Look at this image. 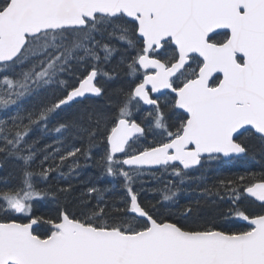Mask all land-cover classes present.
<instances>
[{
  "label": "snow or ice",
  "instance_id": "1",
  "mask_svg": "<svg viewBox=\"0 0 264 264\" xmlns=\"http://www.w3.org/2000/svg\"><path fill=\"white\" fill-rule=\"evenodd\" d=\"M117 51L120 60L109 71L104 65ZM117 68L126 69L129 87L113 90L124 97L115 116L95 101L68 112L103 97L98 77L113 80ZM68 76L75 78L71 86ZM140 102L154 106L147 129L130 118ZM0 113V153L21 162L17 185L0 181V264H264V213L229 207L200 214L202 201L223 199L221 189L236 205L234 181L215 191L205 186L197 207L185 205L172 220L145 209L131 187L147 174L144 166L170 170L183 184L205 155L244 156L253 140L264 152V0H0ZM60 113L67 115L54 129L56 143L67 134L86 139L87 147L48 151L51 145L29 141L34 128L47 131ZM149 132L148 146L130 154ZM95 148L102 150L95 160L101 178L123 177L129 199L113 206L122 215L110 214L96 187L88 189L96 204L82 202L80 217L61 208L54 217L32 214V202L50 195L37 184L54 172L70 181L80 157L92 160ZM70 190L71 183L60 189ZM244 191L264 208V182ZM161 195L173 201L177 191ZM234 218L246 225L236 227Z\"/></svg>",
  "mask_w": 264,
  "mask_h": 264
},
{
  "label": "trees",
  "instance_id": "2",
  "mask_svg": "<svg viewBox=\"0 0 264 264\" xmlns=\"http://www.w3.org/2000/svg\"><path fill=\"white\" fill-rule=\"evenodd\" d=\"M112 43L116 44L118 48L122 45L113 40ZM102 56L103 53H100ZM121 52L117 51L113 54L111 62L104 65V67L112 71V69L117 65L120 60ZM126 69L117 68L116 76L113 80H107L104 77H98L101 82V86L105 88V95L100 98H92L89 100H84L82 104L76 105L74 108L68 109V112H74L77 108H84L88 106L90 101H95L97 106L104 107L109 114L115 116L116 105L124 99L122 95H116L114 89L118 87H123L125 90L129 87L128 80L129 77L125 74ZM69 81V85L75 83V78L72 76L66 77ZM50 99L53 97H49ZM164 103V102H163ZM162 103V105H163ZM149 111H142L140 113H133L130 117L137 123L143 125L146 129L151 121V117L148 115ZM167 115V110L165 112ZM3 115V113H0ZM66 113H60V115L53 114L50 118L47 131L41 132L40 129L34 128L29 134V141L39 139L37 148L43 149L45 145H51L52 147L48 151H52L54 148L60 147L62 150L64 147H87L86 139L84 141L80 139H74L71 136L65 134L63 137V143L57 144L59 134H57L54 129L59 126L61 122L64 121ZM169 123H172L170 120ZM158 131V130H154ZM156 140L160 137L155 136ZM153 140V133L149 132L147 134V139L143 143L137 142L132 144L129 149V153L132 154L134 151H141L145 146H148V142ZM94 153L93 159L85 162L83 157H80L79 163L81 167L77 170V174H74L70 181L59 176L58 172L52 173V179L47 183L39 182L38 187L46 188L50 193L48 199L33 201L32 214L34 215H47L55 216L57 208L66 209L67 212L72 215L75 214L77 217L81 216V212L84 208V203L95 205L97 202V193L89 194L88 189L91 187H96L101 190V195L104 197V203L111 215H122V213L113 210V206L123 208L125 207L123 201L129 199L127 196V190L124 187L123 177H107L101 178L100 170L95 166V160L98 159L102 150L100 148H95L92 150ZM40 159H42V154H38L37 160L33 167L39 164ZM76 158H70L65 162V166L62 171L68 172V165L71 160ZM59 163V161H57ZM20 161L15 160L11 157H5L4 153H0V181L5 179L8 180L10 185H17L19 183V170L17 166ZM147 173L144 176H136L131 184V187L136 191L138 195L139 203L147 210L153 213L157 218H167L172 220L176 218L180 211L183 210L185 205L192 203L195 208L197 205L194 203L196 198L199 196L200 192L203 191L205 186L220 188V182L224 181H234V187L237 188L241 194L240 199L237 201L236 205L232 204L229 196L224 193L221 189L220 196L212 197L210 199L215 200V203L205 204L203 201L200 204L201 215H212L214 211H226L229 207H238L239 210L244 211L246 214H258L264 213V208L260 207V204L254 202L253 200L247 198L243 191L245 187L251 184L264 181V152L261 151V146L258 141H250L249 152L240 158H234L229 161H224L221 158L215 160L205 159L201 165L189 172L190 179H186L183 184H179V178L173 176L170 172L163 171L162 168L158 170H140ZM12 175H9V174ZM155 173V176L151 175ZM240 176H244L243 181L239 180ZM38 180V178H36ZM168 181H172V184H168ZM69 183H71V190L68 193L61 192L60 189L68 188ZM177 185L179 188L177 189ZM166 188H171L173 191H177V195L173 201H163L161 192ZM55 193L59 196V201L54 202L51 194ZM84 202V203H82ZM131 215V214H130ZM13 217L17 220H26V217L22 214H13ZM3 213H0V219H3ZM232 223L236 227H243L246 225L245 221H240L238 219H233Z\"/></svg>",
  "mask_w": 264,
  "mask_h": 264
},
{
  "label": "water",
  "instance_id": "3",
  "mask_svg": "<svg viewBox=\"0 0 264 264\" xmlns=\"http://www.w3.org/2000/svg\"><path fill=\"white\" fill-rule=\"evenodd\" d=\"M82 99V98H81ZM143 103V102H142ZM145 107H149L150 105H145V104H143ZM207 156L205 155L204 157H202V158H206ZM224 160H229V159H231V158H234V157H237V156H233V157H229V158H225V157H223V156H221ZM240 157V156H239ZM198 166V165H197ZM197 166H195V167H197ZM126 168H129L130 166H125ZM132 168H135V166H131ZM194 167V168H195ZM157 168H159V166H152V167H149V166H144V167H142V169H157ZM245 192V191H244ZM245 194H246V196L247 197H249V198H251V199H253L254 201H256L257 203H260L261 204V202L260 201H257L254 197H251V196H248V194L245 192Z\"/></svg>",
  "mask_w": 264,
  "mask_h": 264
},
{
  "label": "rangeland",
  "instance_id": "4",
  "mask_svg": "<svg viewBox=\"0 0 264 264\" xmlns=\"http://www.w3.org/2000/svg\"><path fill=\"white\" fill-rule=\"evenodd\" d=\"M139 111H140V107H139ZM139 111H137L135 107L132 108L133 113H138Z\"/></svg>",
  "mask_w": 264,
  "mask_h": 264
},
{
  "label": "flooded vegetation",
  "instance_id": "5",
  "mask_svg": "<svg viewBox=\"0 0 264 264\" xmlns=\"http://www.w3.org/2000/svg\"><path fill=\"white\" fill-rule=\"evenodd\" d=\"M193 67H195V66L193 65Z\"/></svg>",
  "mask_w": 264,
  "mask_h": 264
}]
</instances>
